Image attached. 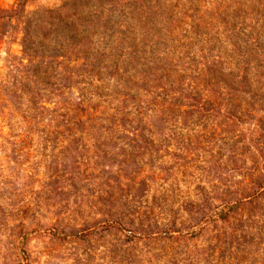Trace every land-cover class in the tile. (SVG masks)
Listing matches in <instances>:
<instances>
[{"label":"rangeland","instance_id":"1","mask_svg":"<svg viewBox=\"0 0 264 264\" xmlns=\"http://www.w3.org/2000/svg\"><path fill=\"white\" fill-rule=\"evenodd\" d=\"M9 14L0 84L15 75L6 51L19 57L23 32L51 15L86 26L113 55L136 48L122 64L151 60L149 46L160 52L151 62L168 57L178 71L184 46L226 59L264 48V0H0ZM242 87L142 128L11 127L0 98V264H264V78L252 73ZM227 206L231 226L243 224L240 248L201 261Z\"/></svg>","mask_w":264,"mask_h":264},{"label":"trees","instance_id":"2","mask_svg":"<svg viewBox=\"0 0 264 264\" xmlns=\"http://www.w3.org/2000/svg\"><path fill=\"white\" fill-rule=\"evenodd\" d=\"M12 19L14 14L0 16V21ZM85 27L51 15L41 31L23 32L19 57L6 51L4 66L9 74L15 73L0 84V98L6 105L10 102L13 110L7 114L1 112L8 116V125L142 128L152 118L165 119V112L189 111L194 106L208 109L212 103L219 105L211 103L209 95L241 90L252 73L264 78V48H257L253 59L240 50L226 59L209 47L184 46L179 59L186 67L178 71L168 57L165 66L151 62L160 53L153 46H149L148 52L151 60H128L122 64L116 58L136 53L137 49L121 47L113 55L95 46L93 36ZM4 35L5 31H0V43ZM231 194L218 193L216 197L224 195L220 198L224 199ZM249 195L248 203H253L256 191ZM234 208L227 206L214 218L223 232L220 238L216 236L214 245H209L201 261L213 257L216 261L224 260L231 244L236 243V250L240 248V241H236L241 233L236 231L242 230L243 224L237 228L231 226L235 220ZM215 249L220 250L216 256ZM234 260L242 262L237 256Z\"/></svg>","mask_w":264,"mask_h":264}]
</instances>
